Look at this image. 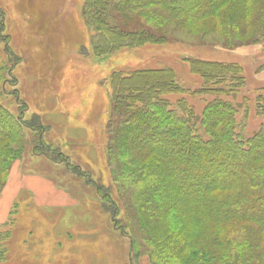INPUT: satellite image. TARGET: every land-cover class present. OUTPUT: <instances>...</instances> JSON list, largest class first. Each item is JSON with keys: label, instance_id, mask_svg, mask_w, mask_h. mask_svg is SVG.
Wrapping results in <instances>:
<instances>
[{"label": "rangeland", "instance_id": "obj_1", "mask_svg": "<svg viewBox=\"0 0 264 264\" xmlns=\"http://www.w3.org/2000/svg\"><path fill=\"white\" fill-rule=\"evenodd\" d=\"M86 7V0H0L1 32L9 35L7 42L0 38V104L15 117L24 102V119L37 126L0 135V264H221L219 256L225 261L234 249L244 257L254 251L264 261V223L236 217L216 222L204 210L178 228L161 206L148 215L140 200L132 203L137 222L164 229L170 247L181 241L162 260L147 242L137 245L131 196L111 161V152L120 161L123 150L108 134L117 97L113 74L162 68L172 69L184 88L163 96L173 106L183 98L202 115L209 102L230 101L244 137L258 133L264 127V0H227L202 17L178 16L154 4L115 9L110 26L119 19L122 28L144 29L153 37L105 54L95 51L99 32L87 21ZM193 60L232 64L242 74L206 82L192 70ZM125 153L136 167L166 171L163 156L137 149L129 139ZM256 163L264 164V157ZM203 177L211 179L205 172ZM52 186L67 200L50 201Z\"/></svg>", "mask_w": 264, "mask_h": 264}, {"label": "trees", "instance_id": "obj_2", "mask_svg": "<svg viewBox=\"0 0 264 264\" xmlns=\"http://www.w3.org/2000/svg\"><path fill=\"white\" fill-rule=\"evenodd\" d=\"M225 1L86 0V17L99 32L95 39V51L105 54L117 46L134 47L140 45L141 39L153 37L144 29L122 28L119 19L115 20L117 24L110 26L108 19H115V9L134 10L154 4L178 16L202 17L212 13L215 7ZM0 16L3 17L1 11ZM3 24L0 22V38L7 42L9 35L1 32L4 30ZM191 68L201 74L206 82H226L229 74H242L239 67L220 62L193 60ZM9 75L11 78L8 82L14 87L17 84L13 81L15 77L11 71ZM2 78L0 74V82ZM112 84L117 97L108 121L109 141L113 146L121 147L123 154H120L119 161L115 158V152H111V161L116 165L120 180L131 196L128 212L132 224L135 223L140 232L135 238L137 245L142 246L147 242L153 248L152 255L162 260L163 256L172 257L181 240L177 242L174 239L175 246L170 247L166 244L164 229L137 222L140 219L132 206L133 201L140 200V209H145L148 215L156 213V206H161L163 217H167L172 224L176 223L178 228L187 223V217L195 220L198 213L204 210L209 214L208 218L216 222L236 217L264 223V164L256 163L264 157V127L253 137L245 138L243 123L236 117L237 106L220 98L209 102L202 115L195 114L183 98L173 106L163 96L183 92L184 88L169 68L136 69L127 75L115 72ZM12 90V94L18 92L17 88ZM21 103L20 113L15 117L0 104L1 136H10L14 129L16 132L21 129V125L37 128L36 124L24 119L27 108L24 102ZM128 139L134 142L137 149L163 156L166 171L161 173L158 169L136 167L133 162L136 159L131 157L129 161V155L125 153ZM2 161L4 158L0 157V163ZM184 162L185 167L182 166ZM227 167L230 168L228 174H222V169ZM204 172L211 179H205ZM195 176L198 180L193 179ZM186 188L192 191L189 193ZM209 191L224 193L212 195ZM167 197L171 200L168 201ZM133 236H130L132 250ZM176 236L181 237L180 234ZM1 248L0 244V260L4 256ZM256 256L250 250L249 256L244 257L234 249L226 254L225 261L220 256L219 260L221 264H264Z\"/></svg>", "mask_w": 264, "mask_h": 264}, {"label": "crops", "instance_id": "obj_3", "mask_svg": "<svg viewBox=\"0 0 264 264\" xmlns=\"http://www.w3.org/2000/svg\"><path fill=\"white\" fill-rule=\"evenodd\" d=\"M24 178H26L27 180H30L31 178H34L32 181H40V182H44V183H48V181H49V180L44 181V179L39 178V177H31V178H28V177L22 175V179H24ZM11 181H12V177H11V179H9L8 184ZM51 192H52V197H50L49 200L50 201H53V203H60V202H64L65 200H67V196L65 195V193H63L62 191H60L58 188H55L54 186H52ZM35 197H36V195H35Z\"/></svg>", "mask_w": 264, "mask_h": 264}]
</instances>
